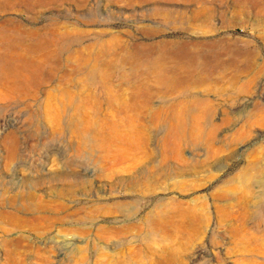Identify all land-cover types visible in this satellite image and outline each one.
I'll return each mask as SVG.
<instances>
[{
  "label": "rangeland",
  "instance_id": "1",
  "mask_svg": "<svg viewBox=\"0 0 264 264\" xmlns=\"http://www.w3.org/2000/svg\"><path fill=\"white\" fill-rule=\"evenodd\" d=\"M0 264H264V0H0Z\"/></svg>",
  "mask_w": 264,
  "mask_h": 264
},
{
  "label": "bare ground",
  "instance_id": "2",
  "mask_svg": "<svg viewBox=\"0 0 264 264\" xmlns=\"http://www.w3.org/2000/svg\"><path fill=\"white\" fill-rule=\"evenodd\" d=\"M18 59V60H17ZM14 61H16V62H23V63H25L27 66H33V64L29 61V60H27V59H24L23 57H20V58H17V57H13L11 60H8L7 61V63H14ZM81 61L82 60H80L79 61V63H78V68L79 69H82V68H84L85 67V65H86V63H85V61H82V63H81ZM86 62H87V60H86ZM88 63V62H87ZM155 64H156V66H155V75L157 76V80L159 81V82H166V81H173L176 77H175V74H177V73H181L182 71H183V69H186L187 67L189 68V70L193 67V64H190V63H188V62H186V63H184V62H182L183 64H180V63H177L176 61L175 62H173L174 63V67H173V71L171 72V71H169V70H167V69H160L159 67H158V62L157 61H155L154 62ZM172 63V62H171ZM8 68H3V70H4V72H5V74L4 75H8V70H7ZM167 71H169L170 73H168ZM175 77V78H174ZM8 78V77H7ZM5 79V78H4ZM83 97V96H82Z\"/></svg>",
  "mask_w": 264,
  "mask_h": 264
}]
</instances>
